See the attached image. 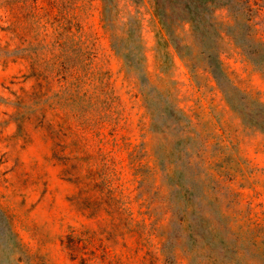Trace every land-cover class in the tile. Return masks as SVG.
Returning <instances> with one entry per match:
<instances>
[{
	"label": "rangeland",
	"instance_id": "obj_1",
	"mask_svg": "<svg viewBox=\"0 0 264 264\" xmlns=\"http://www.w3.org/2000/svg\"><path fill=\"white\" fill-rule=\"evenodd\" d=\"M159 1L0 0V264L262 256L264 132L207 49L264 100V0Z\"/></svg>",
	"mask_w": 264,
	"mask_h": 264
},
{
	"label": "trees",
	"instance_id": "obj_2",
	"mask_svg": "<svg viewBox=\"0 0 264 264\" xmlns=\"http://www.w3.org/2000/svg\"><path fill=\"white\" fill-rule=\"evenodd\" d=\"M232 1L235 2V0ZM164 2L170 5L171 11L167 13L163 9L162 17H166L168 14H179L181 12L183 17L198 26L210 17L208 15L209 0H164ZM200 31L203 32V28H200ZM256 44L260 48L248 51V55L252 59L264 63V41H256ZM207 58L211 73L230 107L241 116L245 123L257 127L264 132V100L252 96V94L247 93L236 84L225 70L217 52L207 49ZM261 234L262 237L258 240L256 249H259L262 256L256 261V264H264V226L261 227Z\"/></svg>",
	"mask_w": 264,
	"mask_h": 264
}]
</instances>
